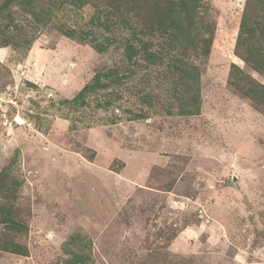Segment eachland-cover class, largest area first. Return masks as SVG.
<instances>
[{"label": "rangeland", "instance_id": "374dc122", "mask_svg": "<svg viewBox=\"0 0 264 264\" xmlns=\"http://www.w3.org/2000/svg\"><path fill=\"white\" fill-rule=\"evenodd\" d=\"M247 1L198 0L213 42L186 56L191 99L175 49L126 58L128 39L169 47V0H0V264H264V77L242 59L264 37L237 51Z\"/></svg>", "mask_w": 264, "mask_h": 264}, {"label": "trees", "instance_id": "16d2710c", "mask_svg": "<svg viewBox=\"0 0 264 264\" xmlns=\"http://www.w3.org/2000/svg\"><path fill=\"white\" fill-rule=\"evenodd\" d=\"M192 1L194 2L193 5H188L187 0H169V2L167 3V10H165L162 14L158 13L159 16L156 15V23H159L161 25L159 26V29H161V35H166L167 31L170 30V35L167 36L171 39L169 47L165 46L164 44H160V46L158 45L160 51H155L152 50L151 43L146 40L141 43L140 47H136L128 39L126 58L129 62H133L134 60L138 61V59L141 60L142 58V60H146L150 64H157V62L161 63L160 60H162L165 55L168 56L171 53L172 49H175L179 53V55L182 54L184 55V57L179 58L178 56L171 54L170 62L175 65V67L178 68L179 71H181L183 76H186V81H184V84L182 85V88H184L185 92L189 94L192 92V90L190 89L192 81H195V84L198 83L196 89L197 92L195 94H192L191 98L196 99V96L200 95L199 81L201 72L198 70V68H196L195 70L194 67L191 68L188 66L186 56H189L188 52L190 47L197 45L200 41H204L202 54L208 55L210 53L211 44L213 42V33H211L208 38H205V35H203V33L198 30V27L196 26V17L198 15V0ZM253 5V1L248 0L245 6L240 24L239 34L237 37V51L242 45H244L245 41L251 40L253 38L255 31V29H253L254 26L257 25L258 27H261V33L264 37V16L262 17L261 21H257L255 18L256 16L253 12ZM114 17L117 16L109 12L106 13L103 17L100 25L107 32H110L113 28H116L117 26H120L122 24L121 20L118 17L116 20L113 19ZM62 33L68 38H74V36H77L81 40L86 39V35H90L88 31L80 32L78 35L77 32L73 29L62 30ZM105 39L108 40L109 38ZM91 41L92 46L95 48V50L100 52L103 51L105 42H98L96 38H92ZM262 50H264V48ZM237 54L239 55V53ZM247 55L248 56L245 58H242L240 55L239 56L245 61L246 64H249V67H251V69L263 75L264 77V55L258 52L254 53L252 51H248ZM181 63L183 64L182 66ZM238 70L241 71L240 68H238ZM96 82L97 84L94 83L93 85L87 84L79 93V96L77 98H82L87 91L93 90L92 86L95 87L96 85H98L99 80L96 79ZM260 89L261 90H259V92L264 93V86H261ZM244 91L245 95L252 97L251 92H248L247 90ZM196 110H199L198 105L196 106ZM190 113L194 112L192 111Z\"/></svg>", "mask_w": 264, "mask_h": 264}]
</instances>
